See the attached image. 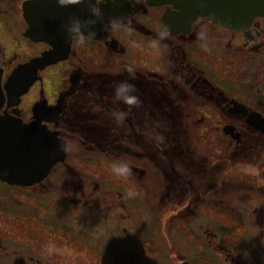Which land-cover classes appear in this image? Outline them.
Instances as JSON below:
<instances>
[{"label": "flooded vegetation", "instance_id": "obj_1", "mask_svg": "<svg viewBox=\"0 0 264 264\" xmlns=\"http://www.w3.org/2000/svg\"><path fill=\"white\" fill-rule=\"evenodd\" d=\"M6 1L3 0L5 5ZM23 1L20 0L18 13L10 11L6 18L0 17L4 23L11 21L9 28L17 35L11 37L13 44L9 42V48L0 34L2 82L17 65L14 58L24 42L33 50L29 59L52 48L44 41L23 35L27 27L21 13ZM117 1L123 16L120 23L103 22L99 39L83 34L71 37L67 57L60 60L71 65L62 74L51 100L41 87L42 69L31 85L37 83L40 92L29 109L21 107L23 94L10 104L5 101L1 111L24 123L39 120L65 140V159L50 174L58 165L77 172L74 165L65 161L69 153H75L68 149L69 141L78 145L79 151L86 148L114 156L126 154L131 160L132 156L139 160V164L129 167L138 171L140 194L144 191V199L156 200L152 210L160 207L157 212L164 214L166 223L179 218L192 220L195 225L198 222V227L199 222L207 226V212L214 206L230 212L224 214L226 227L236 218L251 216H255L256 225V206L251 208L250 202L264 197V191L256 188V164H264V17H255L239 28L202 16L190 22L171 18L170 25L162 16L165 12L176 14L177 10L169 5H148L145 0ZM163 31H167L166 37H161ZM125 32L136 35L137 44L133 53L128 49L129 61L120 62L115 70L93 66L76 54L78 44L86 42L100 43L126 55L127 48L118 37L126 36ZM18 36L24 41L20 42ZM128 67L136 72L132 81L140 98L136 106L114 102L113 86L128 79ZM118 109L127 113L122 124H117L112 115ZM207 126L215 139L202 140L207 137ZM241 170L250 176L240 178ZM195 173L197 179L191 176ZM152 178L156 187L150 194L145 187ZM93 185L96 187V183ZM119 195L124 203L123 195ZM121 203L120 206L125 205ZM239 204L248 208L237 214ZM123 228L126 236L127 228ZM206 230L202 233L207 235ZM186 242L175 248L173 245L166 252L168 264L206 261L201 252L197 259L190 251L196 246ZM235 244L248 250L250 244H256V234H241ZM196 245L201 249L214 248L224 261L222 264H242L240 252L228 244ZM129 263L139 264L133 260Z\"/></svg>", "mask_w": 264, "mask_h": 264}, {"label": "rangeland", "instance_id": "obj_2", "mask_svg": "<svg viewBox=\"0 0 264 264\" xmlns=\"http://www.w3.org/2000/svg\"><path fill=\"white\" fill-rule=\"evenodd\" d=\"M19 4L20 0H8L7 8L0 0V17L6 18L10 11L18 13ZM9 25L11 21L4 23V19L0 18V34L7 47L9 42L13 44L11 37L17 36ZM127 33L123 34L126 36L118 35L127 48L126 55L100 43L82 41L76 47V54L93 66L115 70L120 62L128 60L129 50L131 52L137 44V36ZM116 34L113 32V35ZM18 40L24 41L19 36ZM17 51L14 64L33 56L31 46L25 42ZM70 65L69 61H60L41 71V87L48 99L53 98L62 74ZM39 89L36 83L21 97L22 109H29L31 102L39 96ZM204 130L208 134L205 133L207 137L203 136L202 140L215 139L210 126ZM68 149L75 153H69L65 161L74 165L77 172L58 165L45 182L37 185L10 186L0 182V264H130L129 260L139 264H168L166 252L173 245L175 248L177 244H188L187 240L196 246L190 251L197 259L201 257L199 252L205 255L206 261L197 260L196 264L224 262L214 248L201 249L196 244H228L236 249L235 252H240L242 264H264V197L258 196L250 202L251 208L256 206V225H253L255 216H251L244 220L236 218L237 221L226 227L223 224L226 219L224 214L230 212L214 206L207 212V226L199 222L198 227V222L195 225L192 220L179 218L166 223L164 214L160 210L157 212L160 207L154 209L155 213L152 210L156 200L152 197L145 200L142 197L144 191L140 194L138 171L130 167L131 174L123 177L113 170L115 164L136 166L138 159L86 148L79 151V146L70 141ZM240 172V178L250 176L243 170ZM191 176L197 179L198 175ZM155 184L152 178L145 187L146 192L153 194ZM256 188L264 191V164H256ZM120 203L125 205L120 206ZM240 204L235 209L237 214L248 208ZM123 227L127 228L126 236ZM205 229L207 235L202 233ZM253 232L256 234L254 246L250 244L248 250H244L242 244H235L241 234L251 236Z\"/></svg>", "mask_w": 264, "mask_h": 264}, {"label": "water", "instance_id": "obj_3", "mask_svg": "<svg viewBox=\"0 0 264 264\" xmlns=\"http://www.w3.org/2000/svg\"><path fill=\"white\" fill-rule=\"evenodd\" d=\"M148 5H169L176 14L164 13L162 19L172 25L202 16L228 27L239 28L255 17H264V0H145ZM95 9L99 10L96 14ZM117 0H24L21 13L27 27L23 33L33 41L52 46L40 55L17 64L2 82L0 68V182L10 186H33L43 181L51 169L64 161L66 142L39 120L24 123L20 118L1 111L6 101L25 94L39 78L38 72L67 57L70 39L83 34L99 39L103 22L120 23ZM172 18V19H171ZM100 34V36H99Z\"/></svg>", "mask_w": 264, "mask_h": 264}, {"label": "clouds", "instance_id": "obj_4", "mask_svg": "<svg viewBox=\"0 0 264 264\" xmlns=\"http://www.w3.org/2000/svg\"><path fill=\"white\" fill-rule=\"evenodd\" d=\"M61 2L63 3V0H61ZM69 2L79 3L80 0H69ZM95 11L97 14L99 13L98 9H95ZM167 35V31H163L161 33V37H166ZM201 37H203V33H201ZM127 72L128 79L118 81L113 86L114 102L128 106H136L140 103V98L137 94L138 89L132 82L136 79V72L132 67H128ZM112 115L114 116L117 124H122L125 121L127 113L118 109L113 110ZM113 170L117 175L123 177H127L131 174V169L126 163L115 164L113 166Z\"/></svg>", "mask_w": 264, "mask_h": 264}, {"label": "bare ground", "instance_id": "obj_5", "mask_svg": "<svg viewBox=\"0 0 264 264\" xmlns=\"http://www.w3.org/2000/svg\"><path fill=\"white\" fill-rule=\"evenodd\" d=\"M215 205H217V204H215ZM218 206V205H217Z\"/></svg>", "mask_w": 264, "mask_h": 264}]
</instances>
